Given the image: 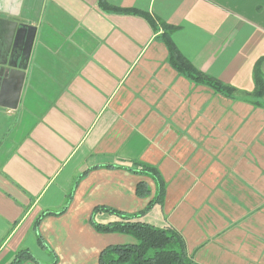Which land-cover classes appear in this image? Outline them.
<instances>
[{
	"label": "crops",
	"instance_id": "0c3cea01",
	"mask_svg": "<svg viewBox=\"0 0 264 264\" xmlns=\"http://www.w3.org/2000/svg\"><path fill=\"white\" fill-rule=\"evenodd\" d=\"M98 1L0 0L30 44L16 107L0 103V264L19 249L34 258L20 264H99L136 240L97 231L91 218L120 217L94 208L132 215L153 197L134 220L176 230L191 264H264V0ZM159 22L230 96L170 65Z\"/></svg>",
	"mask_w": 264,
	"mask_h": 264
},
{
	"label": "trees",
	"instance_id": "16d2710c",
	"mask_svg": "<svg viewBox=\"0 0 264 264\" xmlns=\"http://www.w3.org/2000/svg\"><path fill=\"white\" fill-rule=\"evenodd\" d=\"M99 6L103 11L117 12V13H137L136 11L121 9L108 4L105 0L98 1ZM155 28V20L146 13H139ZM162 26L163 32L160 38L165 43L168 49V61L170 65L179 73L189 78L190 80L204 84L214 89L215 92L224 93L230 96L231 87L221 83L210 76L198 71L194 66L176 49L170 40V33L173 27L159 22ZM254 90L252 95L260 98L264 95V78L260 73L258 62L253 70ZM143 172L150 175L151 178L159 186L161 180L158 170L152 166L142 167ZM149 192L148 187L139 182L136 186V193L138 195L146 196ZM152 200L147 206L136 214H123L111 208L95 207L94 212L100 209L116 214L120 217L119 220L109 223H96L91 218L92 226L99 232H119L126 233L135 238L134 243L130 244H114L103 248L98 257L99 264H191L192 259L186 250L185 242L182 236L173 229L158 228L153 225L134 220L136 216L144 214L150 209ZM67 207V204L66 206ZM65 207L62 211L65 210ZM53 213V212H50ZM25 259H34L33 256L26 249H19L14 255L12 264H20Z\"/></svg>",
	"mask_w": 264,
	"mask_h": 264
},
{
	"label": "water",
	"instance_id": "95a60500",
	"mask_svg": "<svg viewBox=\"0 0 264 264\" xmlns=\"http://www.w3.org/2000/svg\"><path fill=\"white\" fill-rule=\"evenodd\" d=\"M18 37L24 33L17 21L0 16V103L11 108L18 103L30 51L28 40L18 45Z\"/></svg>",
	"mask_w": 264,
	"mask_h": 264
}]
</instances>
